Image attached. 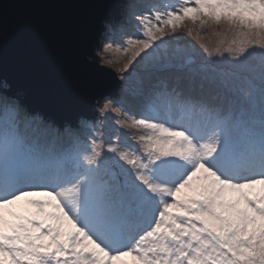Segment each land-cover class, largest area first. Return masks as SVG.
<instances>
[{
    "label": "snow or ice",
    "instance_id": "6c2138e0",
    "mask_svg": "<svg viewBox=\"0 0 264 264\" xmlns=\"http://www.w3.org/2000/svg\"><path fill=\"white\" fill-rule=\"evenodd\" d=\"M106 6L95 121L0 78V264H264V0Z\"/></svg>",
    "mask_w": 264,
    "mask_h": 264
},
{
    "label": "water",
    "instance_id": "95a60500",
    "mask_svg": "<svg viewBox=\"0 0 264 264\" xmlns=\"http://www.w3.org/2000/svg\"><path fill=\"white\" fill-rule=\"evenodd\" d=\"M106 4L0 0V78L57 122L93 116L96 98L116 89L110 85L113 73L97 72L88 56L104 27L116 19Z\"/></svg>",
    "mask_w": 264,
    "mask_h": 264
},
{
    "label": "rangeland",
    "instance_id": "374dc122",
    "mask_svg": "<svg viewBox=\"0 0 264 264\" xmlns=\"http://www.w3.org/2000/svg\"><path fill=\"white\" fill-rule=\"evenodd\" d=\"M147 1V0H146ZM139 2H140V0H139ZM113 22V21H112ZM111 23V22H110ZM109 23V24H110ZM134 25H135V22H133V21H131V22H129L126 26H125V28H126V31L129 33V34H133L134 32H135V27H134ZM209 29H205L204 30V32L202 33V35H207L208 34V31ZM218 31H222V29H219L218 28ZM215 40V39H214ZM178 47L182 50L181 51V56H182V59H183V61H184V63H186V64H190L191 63V57L190 56H188V54H187V50L186 49H184V45H183V42H181L179 45H178ZM106 72L107 73H113V75L114 76H112L111 78H110V82H111V84L110 85H112V88L111 89H114V88H116V85H115V83H113V81H114V77H115V72H114V70L113 69H106ZM113 91V90H112ZM112 91L110 90L109 92H107L105 95H108V94H110V93H112ZM114 92H116V89H115V91ZM94 104H95V102L92 104L93 106H94ZM91 107V110H92V112L94 113L93 114V116L91 115V116H89V117H85V116H79L78 118H76V123H78V122H80V121H85V120H88V121H95V117L98 115L97 113H96V110L94 109V107ZM76 112H78V111H80V109H77V110H75ZM98 123V122H97ZM98 127L101 129V131L104 133V139L105 140H107L108 138H109V136H110V134L114 131V128H113V124H112V122L110 121V122H108L107 124H99L98 123ZM122 131H124V130H122ZM83 133V132H82ZM86 133H83V135H85Z\"/></svg>",
    "mask_w": 264,
    "mask_h": 264
},
{
    "label": "bare ground",
    "instance_id": "6f19581e",
    "mask_svg": "<svg viewBox=\"0 0 264 264\" xmlns=\"http://www.w3.org/2000/svg\"><path fill=\"white\" fill-rule=\"evenodd\" d=\"M218 30V28L217 29H215V31H217ZM209 32H208V34L207 35H211V33L213 32V29H209L208 30ZM212 39L214 40L215 39V37H212Z\"/></svg>",
    "mask_w": 264,
    "mask_h": 264
},
{
    "label": "trees",
    "instance_id": "16d2710c",
    "mask_svg": "<svg viewBox=\"0 0 264 264\" xmlns=\"http://www.w3.org/2000/svg\"><path fill=\"white\" fill-rule=\"evenodd\" d=\"M147 2H149V0H147V1L146 0H140V3H142V4L147 3ZM133 22H135V21H133Z\"/></svg>",
    "mask_w": 264,
    "mask_h": 264
}]
</instances>
